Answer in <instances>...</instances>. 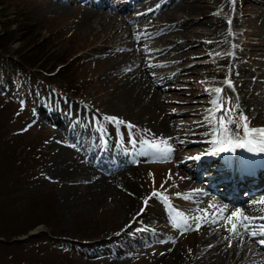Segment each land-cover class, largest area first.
I'll return each mask as SVG.
<instances>
[{
	"label": "rangeland",
	"instance_id": "1",
	"mask_svg": "<svg viewBox=\"0 0 264 264\" xmlns=\"http://www.w3.org/2000/svg\"><path fill=\"white\" fill-rule=\"evenodd\" d=\"M48 1L0 0V34L4 33V30L11 32L10 50L28 53L29 47L34 43L33 38L38 37L44 40L40 50L46 53L43 56L47 61L45 72L51 74V71L61 66L58 75L54 77L41 78L38 76L41 72L33 74L25 70H17L13 75L9 71L8 62L0 58V225L3 228H13L9 234L25 231L10 239L0 236V242L3 243H0V264H166L168 259L162 256L167 250L165 244L168 242L177 247L180 252L189 253L190 247L194 246L201 236L195 233L192 227L191 229L187 226L183 227L174 217L175 214H179L189 218L188 212H191L195 206L191 200L183 196L182 187L183 179H190L192 173L187 171L188 167H182L180 159L169 160L164 153L149 148L146 142L154 143L162 139L152 132L148 133L147 128L140 126L138 121H131L122 116L115 117L117 121L125 122L120 124L109 119L113 116L106 110L108 99L106 93L116 88V83L109 84L108 81L100 79L99 64L98 62L94 64L93 59L96 57L98 60L99 55H92V50L100 51L101 46L99 43L91 46L84 44V46L83 41L87 40H83V28L79 26L80 16L92 9L91 4L88 1L63 0L70 2L69 7L73 8V11L69 16H62L58 13H47L44 10ZM140 1H145L140 4L141 9L145 11L142 14L151 12L156 5H145L153 0ZM230 1L236 4L232 18H238L239 23L236 27L232 22L228 23L227 28L230 32H240L238 41L243 43L246 41L244 33L251 29L249 22L257 24L264 19V0ZM139 13L128 14V18L132 20L140 15ZM220 14L227 18L222 11L211 13V15ZM13 19L16 20L15 24L11 22ZM134 25L138 26L139 22L134 23L133 27ZM253 40L257 48L253 47L254 49L246 52L240 50L241 45L237 48L240 56L247 59L246 65L250 68L255 67L254 65L264 58V43L256 44L259 41L256 37ZM208 41L212 40L199 39V42ZM118 48L110 46L111 54L126 51L124 47ZM216 52L217 50L212 51L210 55ZM211 61L213 60L207 54L191 56L182 63L181 67L174 66L170 71L176 72L187 66H203L201 64ZM62 62L66 63L64 69ZM45 72L42 71V73ZM149 73L150 78L154 80L156 68H151ZM196 73L197 71L184 74L181 80H173L171 83L165 81L157 85L163 97L167 98L165 103L172 108L167 112L168 116L171 112L170 117L179 125L205 121L202 117L199 118L200 115L194 113L186 117L178 115L183 112L180 108L188 106V100L191 103L192 88L208 82V80H200L191 83L190 80ZM224 74L229 76V72ZM221 81L226 83L225 78H221ZM227 86L233 89L232 84L227 83ZM157 87L154 85V90ZM226 93L231 95L232 91ZM199 98L203 101L195 102L194 111L200 110L206 114L208 101L203 95ZM89 106L97 117V121L91 124L85 118L87 110H84L81 121L88 123L90 129H95L100 139L106 138L111 143L115 137L124 141L122 151L139 156L135 163L133 162L131 169H134L132 172L136 176L135 183L140 196L136 201L135 211L129 217V222L134 218H141L143 213L150 211L154 218L153 222L165 227L146 243L136 245L134 248L125 245L123 251L119 249L117 253L124 256L121 262H114L115 257L110 250L99 251L98 249L103 248L101 244L117 238L124 228L121 225L126 216L125 202L120 200L116 192H108L101 195L97 205L88 202L86 205L81 203L69 207L64 202V188L74 186L75 189L85 190L88 185L85 176H76L68 182L58 177V179L51 177L55 167L53 158L59 154L60 149L64 152L79 154L81 159L88 163L86 153L78 147L75 139L69 137L67 129L71 128L72 124H77L76 122L82 117L83 108H89ZM220 108L223 110L222 106ZM46 109L48 111H45ZM210 109H216V106L212 105ZM222 110L221 117L234 120L233 116L238 115V112L232 109L230 114L227 110L222 113ZM56 119L68 122L67 127H59ZM217 119L218 117L215 116L213 120ZM238 124L232 126L236 128ZM190 132L194 134H190L189 136L192 137L186 140L187 144L182 145V149H187L185 151L187 155H184L183 159L191 156L189 154L192 149L203 152L208 146H204L205 141L208 142L211 137L205 138L199 133L195 135V131L192 130ZM204 132L209 134L212 131L204 130ZM204 132L200 131V133ZM74 134L81 137L84 143L91 141L87 134ZM163 141H166L167 146L174 145L170 139ZM87 147L84 146V150ZM202 183L198 181L197 185L200 189L206 190L207 187ZM153 192L161 193L167 197V201L152 196ZM146 199L147 206L144 205ZM246 201L250 202L248 199ZM142 209L143 212H141ZM35 228L38 229L34 237L20 239L28 232L36 230ZM175 233L180 235L179 238L174 235ZM170 235L174 238H170ZM259 238L255 237V241L251 239L254 245L258 244V247L261 245ZM20 241L25 243L6 245V243ZM125 253L130 254L128 259L125 258Z\"/></svg>",
	"mask_w": 264,
	"mask_h": 264
},
{
	"label": "bare ground",
	"instance_id": "2",
	"mask_svg": "<svg viewBox=\"0 0 264 264\" xmlns=\"http://www.w3.org/2000/svg\"><path fill=\"white\" fill-rule=\"evenodd\" d=\"M79 1H88L92 6V9L85 11L79 18V26L83 28V40H87L83 41V45L100 44V51L92 50V55H99L98 60L96 57L93 58L94 64L96 62L99 64V77L109 84L116 83V88L106 93L108 95L106 110L113 117L122 116L131 121H138L140 126L147 128L148 133L152 132L162 140L170 139L174 145H171L172 151L165 155L166 158L180 159L182 167H188L187 171L192 173L190 179H183L182 187L183 196L191 200L195 206L191 212H188L189 218L179 214H177L179 217L175 214L174 218L183 227L187 226L190 229L192 227L201 238L190 247L189 253H182L172 243H166L167 250L162 256L168 259L166 264H264V246L254 245L255 238L249 236L247 232L242 231L241 235L231 236L227 230L231 225L222 219L233 212H240L249 217L264 216V203H260L264 201V151L260 150L264 145L258 143L262 138L258 134L251 137L257 142L256 150L253 151H249L246 146L232 147L231 151L227 152H215L217 146L212 141L216 138L218 121L222 117L221 110H209L212 105L216 106L213 102L218 100L223 107L222 113L228 109L238 112V115L233 116L235 123L227 125L233 140H244L243 131L235 130L238 126H242V117H247L249 129H264V58H261L259 63L254 65L255 67L250 68L246 65L247 59L240 56L237 49L240 45V50L245 52L257 48L253 44L254 37L259 40L256 44L264 43V19L257 24L249 22L251 29L244 33L246 41L241 43L238 41L240 32H230L227 28L229 20L234 27L239 23L238 18H232L236 4L230 0L227 2L226 0H153L145 5L157 6L155 5L151 12L144 14L142 13L145 11L141 9L140 4L145 1L127 0V3L124 2L125 0ZM69 3L63 0H49L44 10L47 13L69 16L73 11ZM213 11H222L227 18L221 14L211 15ZM135 13L140 15L132 20L128 18V14ZM137 22L139 25L133 27ZM201 38L212 41L199 42ZM110 46L124 47L126 51L111 54ZM215 50L217 52L210 55V52ZM202 54H207L213 61L201 64L203 66H187L176 72L170 71L174 66L181 67L188 57H198ZM154 67L156 73L152 80L149 71ZM194 71L197 73L191 78V83L200 80H208V82L192 88L191 103L188 100V106L180 108L183 112L178 115L186 117L194 113L205 121L179 125L170 117L171 112L168 116L167 112L172 108L165 103L167 98L163 97L157 85L165 81L171 83L173 80H181L182 75ZM222 72L226 74L229 72V76ZM221 78H225L226 83L222 82ZM227 83L232 84L233 89L229 88ZM154 85L157 87L156 90L153 88ZM216 88L222 90L220 94L215 92ZM230 90L231 95L226 93ZM201 95L208 101L206 114L200 110L194 111L195 102L203 101L199 98ZM84 110H87L85 118L91 124L97 121L90 106L83 108L81 119L76 122L77 124H72L71 128L68 127L67 133L86 153L88 163H85L79 154L60 149L59 154L53 158L55 167L51 177H58L68 182L76 176H85L88 182L85 190L75 189L74 186L64 188V202L69 207L81 203L86 205L88 202L97 205L101 195L108 192H116L120 200L125 202L126 216L121 225L124 228L117 238L101 244L103 248L98 249L110 250L115 257L114 262H121L124 256L117 253L119 249L123 251L125 245L134 248L136 245L146 243L165 227L153 222L154 218L150 211L143 213L141 218H134L129 222V217L135 211L136 201L140 196L135 183L136 176L132 172L134 169H131L133 162L135 163L139 156L122 151L124 141L115 137L113 142L116 144L109 143L106 138L100 139L95 129H90L88 123L81 121ZM68 116L73 115L68 114ZM210 116H216L218 119L210 120ZM55 121L61 128L68 125L65 120ZM237 123L239 124L234 128L232 125ZM190 130L195 131V135L199 133L205 138L211 137L208 142L205 141L204 146H208L203 152L192 149L189 154L191 156L183 159L184 155H187L185 152L187 149H182V145L187 144L186 140L192 137L189 136L190 134H194ZM204 130L212 132L206 134ZM74 133L87 134L91 141L84 143L82 138ZM84 146L88 147L84 150ZM196 157L199 159H195ZM198 181L203 182L207 189H200L197 185ZM215 195L227 200L223 202ZM129 198L133 200L129 201ZM252 223L258 229L259 225L264 224V220L257 219ZM174 235L177 238L180 236L177 233ZM257 236L260 237L259 240L264 239V236L259 234ZM169 237L174 238L172 235ZM129 255L125 253V258H129Z\"/></svg>",
	"mask_w": 264,
	"mask_h": 264
},
{
	"label": "snow or ice",
	"instance_id": "3",
	"mask_svg": "<svg viewBox=\"0 0 264 264\" xmlns=\"http://www.w3.org/2000/svg\"><path fill=\"white\" fill-rule=\"evenodd\" d=\"M228 23L230 24L231 21L229 20ZM221 91L222 90L220 88L215 89V92L217 94H220ZM213 103L216 104L217 110H222L220 108L219 102L214 101ZM227 111L230 114L232 110L228 109ZM109 119L112 120L113 122H117L120 124L125 123L122 120L117 121L115 117H112ZM209 119L212 120V119H215V117L210 116ZM241 119L243 121L242 126H238L235 130H236V132L243 131V133H244V140L243 141L233 140L231 138V135L229 134V130H228L227 125L229 123H235L234 120L228 119L226 117H222L219 119L218 123H219L220 127L216 130V133H215L216 138L212 141V143L217 146L215 148V152H227V151H231L232 147L243 148L246 146L248 147L249 151L256 150L257 142H254V140L251 137H253L254 135H257V134L262 138L258 143L260 145H264V129H260V130L249 129L248 124H247V117H242ZM128 126L132 127L131 125H128ZM146 144L149 148L154 149L157 152H162L165 155L172 151L171 147L167 146L166 141H163V140H161L159 142H154V143H147L146 142ZM161 145H164V147H161ZM260 150L264 151V147H261ZM195 159H199V157H196ZM152 196L159 197V198L167 201V197L163 196L159 192H153ZM260 203H264V201H260ZM147 204H148V200L146 199V200H144V205L147 206ZM222 211L223 210L221 209V212ZM141 212H143V209L141 210ZM205 218H207V217H205ZM233 218H237V219H233ZM222 219L226 220L227 223L229 225H231V227L227 228V230L229 231L231 236L241 235L242 231L247 232L249 234V236H251L253 238H255L258 234L261 236H264V224L259 225V228L257 229L256 226L252 223V221L257 220V219L264 220V216L249 217V216L244 215L240 212H233L230 214V216L222 217ZM250 229H255V230L250 231ZM259 243L262 246H264V239L260 240ZM229 246L231 247V244H229Z\"/></svg>",
	"mask_w": 264,
	"mask_h": 264
},
{
	"label": "trees",
	"instance_id": "4",
	"mask_svg": "<svg viewBox=\"0 0 264 264\" xmlns=\"http://www.w3.org/2000/svg\"><path fill=\"white\" fill-rule=\"evenodd\" d=\"M8 2V0H5ZM10 1V0H9ZM1 5H4V3H1ZM12 24L16 23V20L13 19ZM6 29V27H5ZM12 34L9 31L4 30V33L2 32L0 34V58L1 59H5L6 62H8V68L9 71L15 75V71L17 70H25L27 73H36L38 74V71L41 72V74H39V77H54L58 75V72L61 69V66L57 67L55 70L50 72H45L44 69H46L47 66V61L45 59V57H43L46 53H43L40 48H42L43 44H44V40H40L38 37H34V43L31 44V46L29 47L28 53H21L18 51H12L9 48V44L10 41L12 39ZM32 39V40H33ZM43 64V65H42ZM64 64H66L65 62H62V65L64 66ZM39 67H41V69H39ZM66 67V65L63 67V69ZM45 72V73H42ZM50 71V70H48ZM48 73V74H47ZM61 74V73H60ZM41 75V76H40ZM13 228H8L5 227L3 228L2 225H0V236H2L4 239H10L11 237H15L19 234L25 233V231L23 232H19V233H14V234H9V232L13 231ZM2 243V242H0ZM6 243V242H5ZM25 243V241H20V242H16V243H6L7 246L10 245H19ZM3 244V243H2Z\"/></svg>",
	"mask_w": 264,
	"mask_h": 264
},
{
	"label": "water",
	"instance_id": "5",
	"mask_svg": "<svg viewBox=\"0 0 264 264\" xmlns=\"http://www.w3.org/2000/svg\"><path fill=\"white\" fill-rule=\"evenodd\" d=\"M35 229L36 230L28 232L25 236H23L20 239H26V238H29V237H34L37 234V229L38 228H35ZM13 240H16V239H13Z\"/></svg>",
	"mask_w": 264,
	"mask_h": 264
}]
</instances>
